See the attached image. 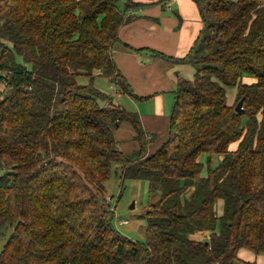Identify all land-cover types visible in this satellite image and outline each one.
<instances>
[{
    "label": "trees",
    "instance_id": "1",
    "mask_svg": "<svg viewBox=\"0 0 264 264\" xmlns=\"http://www.w3.org/2000/svg\"><path fill=\"white\" fill-rule=\"evenodd\" d=\"M120 1L0 0V237L11 230L0 264H241V250L264 254V0L197 1L203 28L190 53L151 52L196 69L177 77L167 137L152 152L156 136L139 116L95 88L104 77L136 98L113 49L128 13L147 4ZM123 122L137 133L132 156L112 131ZM113 164L157 197L141 216L144 243L112 225Z\"/></svg>",
    "mask_w": 264,
    "mask_h": 264
},
{
    "label": "crops",
    "instance_id": "2",
    "mask_svg": "<svg viewBox=\"0 0 264 264\" xmlns=\"http://www.w3.org/2000/svg\"><path fill=\"white\" fill-rule=\"evenodd\" d=\"M138 1L147 6L128 13L135 19L120 29V42L114 46L113 58L136 99L148 101L157 98V103L162 106L163 96L174 94L177 77L181 75L178 70L183 65L154 58L151 52L173 59H184L190 53L203 28L198 0H164L162 3H157L160 0ZM245 81L250 82L249 79ZM234 97L235 89L228 105H233ZM163 112L162 107L156 111L162 117ZM153 119L148 122L145 117L142 119L145 128L158 135L146 132L156 136L155 147L150 152L166 140L168 133V125L163 126L157 118ZM237 146L233 144L230 150L235 151ZM242 251L247 250H241L239 258Z\"/></svg>",
    "mask_w": 264,
    "mask_h": 264
},
{
    "label": "rangeland",
    "instance_id": "3",
    "mask_svg": "<svg viewBox=\"0 0 264 264\" xmlns=\"http://www.w3.org/2000/svg\"><path fill=\"white\" fill-rule=\"evenodd\" d=\"M201 1V0H198ZM127 0H121L119 2L120 9H124ZM181 75L187 79H193L196 69L192 66L183 65L180 67ZM79 84L87 85L90 83L88 78H79ZM95 88L100 92L108 95L113 99L114 103L120 105L127 112L135 113L139 116L141 125L146 132H150L157 135V132L146 129L143 123V118L147 122L154 121L153 118H157L159 123H163V126L169 124L173 108L175 105V95L165 94L163 96V104L160 106L157 103V98H152L148 101H143L141 99H136L134 97L119 94L115 86H113L106 78L96 77L95 78ZM236 88H227V98L230 101L231 94H233ZM235 103V97L232 104ZM162 107V115H158L156 111L158 108ZM160 117L161 119H159ZM167 127V126H166ZM166 127L164 129H166ZM114 137L118 142L119 150L126 156H132L136 151L139 150V142L135 140L136 131L134 127L127 122H123L120 125L114 126L112 128ZM158 136V135H157ZM161 137V136H160ZM167 137V136H166ZM222 157L219 155H213L211 159V167L216 168ZM7 162V166L11 167V162L4 159ZM201 161L205 162V168L203 170L202 176H207L208 168L206 155L201 157ZM118 164H113L110 173V179L106 187V199H107V209L111 212L112 225L114 229L122 234L123 236L129 238L130 240L137 243H144L146 239V221L141 218L145 207L149 202L157 199L156 196L150 197L149 184L146 181H132L122 179V169ZM223 201L218 203V215L219 217L223 214ZM11 234L9 228L3 231V235L0 237V251H2L7 239ZM200 237V236H197ZM256 255L249 251H242L241 254V264H264V254Z\"/></svg>",
    "mask_w": 264,
    "mask_h": 264
},
{
    "label": "water",
    "instance_id": "4",
    "mask_svg": "<svg viewBox=\"0 0 264 264\" xmlns=\"http://www.w3.org/2000/svg\"><path fill=\"white\" fill-rule=\"evenodd\" d=\"M243 102H244L243 99L238 102V104H237V106L235 108V111L237 113H241L243 111V108H242Z\"/></svg>",
    "mask_w": 264,
    "mask_h": 264
},
{
    "label": "built area",
    "instance_id": "5",
    "mask_svg": "<svg viewBox=\"0 0 264 264\" xmlns=\"http://www.w3.org/2000/svg\"><path fill=\"white\" fill-rule=\"evenodd\" d=\"M147 139H148V140L152 139V135H148V136H147Z\"/></svg>",
    "mask_w": 264,
    "mask_h": 264
}]
</instances>
